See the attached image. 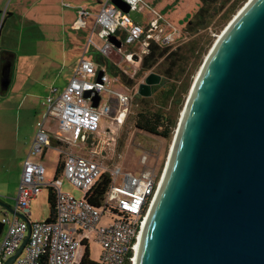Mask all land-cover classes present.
I'll use <instances>...</instances> for the list:
<instances>
[{
    "label": "water",
    "instance_id": "obj_1",
    "mask_svg": "<svg viewBox=\"0 0 264 264\" xmlns=\"http://www.w3.org/2000/svg\"><path fill=\"white\" fill-rule=\"evenodd\" d=\"M113 2L130 11L123 0ZM110 41L121 45L114 35ZM10 66L0 76L2 92ZM155 76L139 94H149ZM167 163L131 264H264V0H248L210 48Z\"/></svg>",
    "mask_w": 264,
    "mask_h": 264
},
{
    "label": "built area",
    "instance_id": "obj_2",
    "mask_svg": "<svg viewBox=\"0 0 264 264\" xmlns=\"http://www.w3.org/2000/svg\"><path fill=\"white\" fill-rule=\"evenodd\" d=\"M123 1L130 6L128 13L113 0H101L93 20L90 43L97 46L92 39L97 33L104 42L103 46H97L100 54L110 60L111 52L120 55L123 61L134 66L131 75L124 70L133 77L152 44L173 46L179 42L181 31L155 10L146 22L136 21L130 12L137 11L143 0ZM90 15L88 10L80 8L75 27L86 28ZM111 35L121 42L120 46L110 41ZM100 71L103 75L98 80ZM113 82L119 83V78L113 77L106 66L81 59L65 87H50L43 101L46 111L37 122L35 139L23 162L11 206L15 213L4 208L0 219V264L16 255L25 240L13 264H42L43 260L46 264H80L83 257L80 251L89 247L91 238L102 245L100 264H131L162 176L150 172L133 174L104 161L111 160L116 152V132L126 122L133 97L114 90ZM86 92H90L88 97ZM98 95L100 100L95 107L93 98ZM102 95H107L106 99L103 100ZM53 121L57 126L53 137L61 143L54 146L60 151L61 160L57 176L47 182L45 166L31 156L43 157L47 147L52 145L49 126ZM77 143L81 144L78 152L73 150ZM103 175L110 178V183L95 205L94 187ZM63 179L80 189L83 197L63 192ZM45 186L55 193L54 218L32 221L30 203ZM104 217L110 219L108 224H101Z\"/></svg>",
    "mask_w": 264,
    "mask_h": 264
},
{
    "label": "rangeland",
    "instance_id": "obj_3",
    "mask_svg": "<svg viewBox=\"0 0 264 264\" xmlns=\"http://www.w3.org/2000/svg\"><path fill=\"white\" fill-rule=\"evenodd\" d=\"M10 1L1 6L2 13L9 10L15 11V15L12 20L7 17L3 23V28L0 29V51H11L15 54V58L13 67L12 64L10 66V85L4 93L0 91V201L12 206L18 190L23 162L37 132V122L43 119V114L46 111L43 101L50 87L66 86L82 58L97 63L100 55H102L98 47L103 46L104 42L95 33L92 35V39L98 47L90 43L93 19H95L96 11L100 7L97 0H84V6L90 9L91 16L88 19V26L81 30L71 28L76 13L72 0L54 2L50 0H13L11 4ZM200 4L201 0H143L138 5L137 11H131L130 15L134 18L148 20L152 15V10H155L181 31L199 10ZM216 22L215 26L200 31L195 35L196 37L188 35L187 38L172 46L171 51L179 52L178 55H172V59L176 60L177 63L170 67L172 74H178L179 79L176 82L179 90L188 81V76L194 70L190 80L191 87L210 48L229 23L228 21L224 24L217 20ZM195 38H198L200 43L202 42L199 47L203 45L204 49H207L197 67H195L196 63H194L191 55L182 61H178L181 51H187L185 48L187 42ZM206 39L211 40L206 42ZM207 43L209 44L208 47H206ZM110 56L111 61L123 71L126 70L130 75L134 73V66L123 61L120 55L111 52ZM180 64L182 65L179 68ZM165 66H168L167 61ZM1 68L0 59V72ZM140 68L141 66L136 69V73L140 71ZM164 68L163 65L159 64L143 73L139 78L135 77V73L133 77L136 84L134 86L112 83L111 87L114 90L126 92L133 97L129 104L126 122L116 132V152L111 160H104L109 166L118 165L122 170L133 174L150 172L161 177L189 91L183 95L181 106L176 104L180 98L177 95L175 98L169 99L167 104L162 100L160 90L149 96L148 102H150L152 109L156 110L162 107V110L169 117L176 118V126L170 138L143 131L137 128L135 121L137 113L144 106L141 100L136 98L139 94V85L145 83L146 77L151 73H156L160 76L159 78H163V75L157 72ZM166 80L169 83L174 81L171 78ZM106 97L107 95H102L103 100ZM113 105L114 107L117 106L115 103ZM49 130L52 134V145L47 147L43 157L31 156L33 160L40 161L45 166L47 182L54 180L57 176L61 160L60 151L54 146L56 141L53 133L55 135L57 132L56 122L53 121L50 124ZM80 145V143L74 145L73 150L80 151ZM87 150L88 148L85 149V151ZM61 188L63 192L76 198L83 197V192L67 179L62 180ZM49 191V187H43L31 201L30 219L32 221H45L50 218ZM3 216L4 211L0 205V219ZM109 222L108 217L101 220V224H108ZM88 248L91 259L99 261L102 254L100 242L91 238ZM84 252L85 248H82L80 254H84Z\"/></svg>",
    "mask_w": 264,
    "mask_h": 264
},
{
    "label": "trees",
    "instance_id": "obj_4",
    "mask_svg": "<svg viewBox=\"0 0 264 264\" xmlns=\"http://www.w3.org/2000/svg\"><path fill=\"white\" fill-rule=\"evenodd\" d=\"M98 1L99 3L101 2V0ZM244 2H246V0H201L199 10L194 14V16L181 30L182 32L179 41L184 40L185 38L188 37V35L196 37L195 35L200 31L207 30L210 27L215 26V24H217V22L215 23L216 20L226 24L228 21L231 20V18L234 16V14L242 6ZM210 40L211 39L208 40L206 39V42L207 41L209 42ZM201 43L198 41V38L191 39L189 42H187V46H185V48H187V51H181V55L178 56V61L179 60L182 61L186 59L188 55H191V58L194 60V63H196L195 67H197L201 62L204 53L207 51V49H204L203 45L199 47ZM208 46L209 44L206 45V47ZM171 48L172 46H166V45L162 46V45L152 44L150 48V52L143 58L140 71L137 72L135 75V77L139 78L140 76H142L143 73L153 69L159 64L165 67L164 69H162V71L157 72L158 74L163 75V78H159L156 76L153 77V80L155 82L157 81L159 82L155 83L154 86L153 85L151 86L149 94L147 95L138 94V96L135 95L136 98L141 100V103L144 104L141 110H139V112L137 113V117L135 121V125L137 126V128L165 138H170L172 136L173 130L176 126V118L173 119L169 117L167 113H165L162 110V107L156 110L152 109L151 105L149 104L150 102H148V99H150L149 96L154 94V92H156L157 90H160L163 97L162 100L165 102V104H167L169 99L175 98L177 95V97L180 98H178V102H176V104L181 106L183 102V95L187 94V92L189 91L191 75L193 74L194 71L193 70L190 73V75L188 76V81H186L183 84L182 88L179 90L178 84L176 82V80L179 79L178 74H172L170 68L172 65L175 66L177 63L176 60L172 59V55L174 54L178 55L179 52L171 51ZM186 53H190V54H186ZM8 54H10V52ZM98 60L100 63L106 64L109 73L113 77L119 78L120 85L134 86L136 84L134 77H131L130 75L126 74L120 67L116 66V64H114V62H112L109 58L100 55ZM10 61H12V59H10ZM166 61L169 67L165 66ZM181 65L182 64L179 65V68L181 67ZM167 78L169 79L171 78L174 81L171 83L166 82ZM54 144H61V143L55 142ZM109 183H110V178L106 175H103L102 178L97 182L96 186L94 187V194H93V201H94L93 203L95 205H98V203L100 202V199L107 190ZM49 192H50L49 201L51 205L50 218H54L55 193L52 188H50ZM1 230L2 229L0 224V234H1ZM42 264H46V262L43 260ZM80 264H100V263L98 261H94L91 259L89 248H87L83 254Z\"/></svg>",
    "mask_w": 264,
    "mask_h": 264
},
{
    "label": "crops",
    "instance_id": "obj_5",
    "mask_svg": "<svg viewBox=\"0 0 264 264\" xmlns=\"http://www.w3.org/2000/svg\"><path fill=\"white\" fill-rule=\"evenodd\" d=\"M51 2H54V1H57V0H50ZM13 2V0H11L10 1V4ZM97 2L99 3V1L97 0ZM5 3H9V0H0V23H1V26H0V29L1 28H3V23L5 22V19H7V17L8 18H10L11 20H12V18L14 17V15H15V11H9V10H6V11H4L3 13L1 12V6L3 5V4H5ZM72 4H74L75 6H74V8L76 9V13L74 14V16H75V18H74V20H73V22H72V24H71V28L73 29V30H81V29H79V28H76L75 27V21L78 19V10L80 9V8H85L86 10H88L89 12H90V14H91V11H90V9L88 8V7H85L84 6V4H85V1L84 0H72ZM99 5H101V3H99ZM100 8V7H99ZM99 10V9H98ZM97 10V11H98ZM97 11H96V13H97ZM91 16V15H90ZM134 18V17H133ZM4 19V20H3ZM89 19V18H88ZM88 19H87V26H88ZM136 21H138V22H146L147 21V19H144V18H134ZM1 20H3V22H1ZM94 20V19H93ZM10 52V54H8ZM3 56H7L8 58H10V59H12V61H11V64H12V67H13V63H14V58H15V54L14 53H12L11 51H0V59H3ZM82 59H85V58H82ZM91 61V60H90ZM97 64L98 65H100V66H102V65H104V66H106V64H104V63H100L98 60H97ZM79 65V64H78ZM78 65L76 66V68H75V71H76V69H77V67H78ZM107 67V66H106ZM75 73V72H74ZM67 85V84H66ZM59 88H63V87H60V86H58ZM65 87V86H64ZM5 92V91H4ZM4 92H1V93H4ZM49 92V91H48ZM44 115V114H43ZM41 121V120H40ZM35 136H36V134H35ZM35 139V137L33 138V140ZM32 140V141H33ZM55 141L57 142V140L55 139ZM29 152H30V149H29ZM29 152H28V154H29ZM28 154H27V156H28ZM26 156V157H27ZM22 173V172H21ZM19 184V183H18ZM17 194V193H16ZM16 196V195H15ZM8 205V204H7ZM9 206H11V205H9ZM13 206V205H12ZM3 208V210H4V207H2ZM6 209V208H5Z\"/></svg>",
    "mask_w": 264,
    "mask_h": 264
},
{
    "label": "flooded vegetation",
    "instance_id": "obj_6",
    "mask_svg": "<svg viewBox=\"0 0 264 264\" xmlns=\"http://www.w3.org/2000/svg\"><path fill=\"white\" fill-rule=\"evenodd\" d=\"M1 63H2V68H1L0 76H1V73L4 69V67L8 64L11 65V61L7 56H3V59H1Z\"/></svg>",
    "mask_w": 264,
    "mask_h": 264
},
{
    "label": "bare ground",
    "instance_id": "obj_7",
    "mask_svg": "<svg viewBox=\"0 0 264 264\" xmlns=\"http://www.w3.org/2000/svg\"><path fill=\"white\" fill-rule=\"evenodd\" d=\"M241 8H242V7H241ZM241 8H240V9H241ZM235 15H236V14H235ZM232 19H233V18H232ZM232 19H231V20H232ZM216 40H217V39H216ZM180 117H181V116H180ZM179 121H180V119H179ZM171 146H172V145H171ZM167 160H168V159H167ZM167 169H168V163H167V167L164 169V171H163V173H162L161 176H163V177L165 176V174H166V172H167Z\"/></svg>",
    "mask_w": 264,
    "mask_h": 264
}]
</instances>
